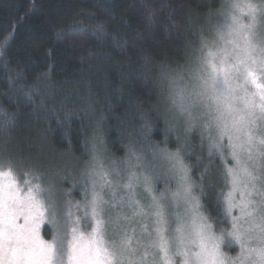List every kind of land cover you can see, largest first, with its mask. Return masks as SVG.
Returning <instances> with one entry per match:
<instances>
[{"label": "snow or ice", "instance_id": "snow-or-ice-1", "mask_svg": "<svg viewBox=\"0 0 264 264\" xmlns=\"http://www.w3.org/2000/svg\"><path fill=\"white\" fill-rule=\"evenodd\" d=\"M139 2L151 20L150 0ZM218 15L224 22L217 24L211 38L201 34L198 44L184 45L183 65L174 70L162 65L160 80L167 83V95L153 107L164 108L165 141L167 132H175L174 149L155 142L146 159L143 147L138 148L152 128L140 111L146 105L139 98L137 112L117 117L129 138L123 158L97 154L105 117L96 119L88 141L91 156L81 169L91 185L90 198L86 191L84 201L76 203L77 209H84V217H90V232L80 231L82 218L77 217L66 241L67 225L61 223L58 209L42 198L46 189L31 179L21 186L17 169L23 161L14 157L9 146L18 113L5 111L0 116V264H65V256L67 264H264V191L256 187L264 176L257 177L248 164L264 161V0H228ZM93 28L104 34L103 23ZM56 35L62 38L63 30ZM13 36L14 29L4 47ZM49 78L50 71L37 73L28 84L20 71L8 81L9 91L30 101L46 97L40 83ZM82 100L86 107L81 110L94 114L90 88ZM170 113H175L177 122L169 121ZM137 115L144 119L140 128L130 123ZM198 125L201 143L207 140L210 158L218 155L221 174L230 184L227 192L220 189L219 196L231 227L221 229L219 235L203 202L205 181L212 186L211 159L194 179L180 144L181 136L190 139ZM162 176H171L175 186L165 182L157 188L155 181ZM254 194L260 199L254 200ZM72 215L69 210V220ZM43 224L51 226V240L40 237ZM225 238L239 245L235 257L221 251Z\"/></svg>", "mask_w": 264, "mask_h": 264}, {"label": "trees", "instance_id": "trees-1", "mask_svg": "<svg viewBox=\"0 0 264 264\" xmlns=\"http://www.w3.org/2000/svg\"><path fill=\"white\" fill-rule=\"evenodd\" d=\"M150 3L151 20L139 0H0V116L5 111L18 113L9 141L14 157L23 161L17 178L31 179L46 189L42 198L46 205L58 209L60 217L72 209L69 201H84L90 191L81 169L90 159L92 145L88 141L100 115L105 117L102 143L97 144L101 158L125 157L129 138L117 117L137 112L138 98L146 105L140 111L152 124L138 148L143 147L148 157L149 146L155 142L176 147L175 132H167L165 141L164 108L153 107L167 95V83L160 80L162 65L174 70L185 63L184 45L189 41L198 44L201 34L211 36L225 0ZM74 22L79 23L70 29ZM98 23H103L104 34L93 28ZM13 29L14 36L4 47ZM61 29L63 36L58 38ZM20 71L28 84L37 73L50 71V78L40 83L46 97L30 101L9 91L8 81ZM89 88L94 114L81 110L86 107L82 97L88 95ZM168 119L177 122L175 113ZM130 123L140 128L144 119L137 115ZM199 133L198 125L190 139L181 136L180 144L194 179L211 159L212 186L205 181L204 210L212 216L214 228L221 231L228 227L219 196L220 189H227L223 166L218 155L209 157L207 140L202 144ZM198 156L202 160L197 161ZM40 237L52 239L50 225H41Z\"/></svg>", "mask_w": 264, "mask_h": 264}, {"label": "rangeland", "instance_id": "rangeland-1", "mask_svg": "<svg viewBox=\"0 0 264 264\" xmlns=\"http://www.w3.org/2000/svg\"><path fill=\"white\" fill-rule=\"evenodd\" d=\"M227 3H228V0H225L224 7L227 6ZM219 18L220 19H219V22L218 23H223L224 22V17L221 16V15H219ZM217 24L213 27V29H211V33H210L211 36L209 38H211L214 35V30H215V27L217 26ZM146 159H147V156H146ZM245 159H246V157H245ZM228 160L231 161V157L230 156L228 157ZM133 163H134V161H133ZM161 163H163V162H161ZM248 164H249V167H254L255 168V174L257 175V177L264 176V161H262L260 159H257V161L255 162V164H253L251 161H249ZM106 166H107V162H106ZM229 166H231V164H229ZM18 181L20 182L21 186L23 187V181H24V179L18 178ZM165 182L169 183L173 187L175 186V180L172 179L171 176H162L160 179H158V180L155 181L157 188L164 187ZM256 187H257V191H264V179H258L256 181ZM229 188H230V184H227L226 192L229 190ZM90 189H91V185H90V182H89V190ZM88 198H90V191H89V197ZM253 199L254 200H259L260 197L258 195H256V194H254L253 195ZM71 207H72L71 212L73 213V215L71 217V220H69L67 214L64 215V216H62L63 218L61 217V223L62 224L65 223L67 225L64 228V231L66 233H68V235L66 236V241H67V239H70L71 238V236H70V232H71V221L76 220L77 217H81L82 218L81 219V222H80V225H79L80 231L85 232V233L91 231V227H90L91 220H90V217L83 218L84 209L82 208V212L80 211L81 208L80 209H77L75 200L71 202ZM181 211H182V209H181ZM236 214H238V213H236ZM85 220H86V222H83ZM82 223H84L85 226ZM227 225H228L227 229H230V227H231V221H230V218L228 216H227ZM84 227H86V229ZM245 227H246V225H245ZM214 230H215V232H216L217 235L220 234V231L219 230H217L216 228H214ZM66 241H65V246H66ZM221 251L226 256H228V257H235L240 252V247H239L238 244H236L230 238H225L221 242ZM177 259H179V258H177ZM65 264H67V257H66Z\"/></svg>", "mask_w": 264, "mask_h": 264}]
</instances>
